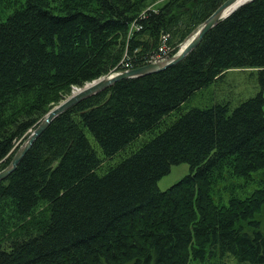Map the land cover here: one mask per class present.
<instances>
[{
    "label": "trees",
    "instance_id": "trees-1",
    "mask_svg": "<svg viewBox=\"0 0 264 264\" xmlns=\"http://www.w3.org/2000/svg\"><path fill=\"white\" fill-rule=\"evenodd\" d=\"M5 1L0 170L72 87L172 56L223 0ZM231 68L256 71L255 94L187 107ZM263 88L264 0H249L178 62L58 114L0 180V264H264Z\"/></svg>",
    "mask_w": 264,
    "mask_h": 264
},
{
    "label": "water",
    "instance_id": "water-1",
    "mask_svg": "<svg viewBox=\"0 0 264 264\" xmlns=\"http://www.w3.org/2000/svg\"><path fill=\"white\" fill-rule=\"evenodd\" d=\"M249 0H223L211 14H209L197 30L187 39L183 46L180 47L171 58L166 62H151L136 68H130L123 71H118L105 76H101L92 82L73 91L69 96L60 101L58 104L50 108L38 124L30 131L26 138L16 147L12 157L6 167L0 170V180L5 178L11 171L14 170L17 163L21 160L23 155L32 145L34 140L41 134V132L48 126L53 118L61 112L67 110L77 102L92 96L101 90L108 88L115 81L135 77L151 72L161 70L169 65H172L181 60L190 50H192L201 40L202 36L220 19L229 15L241 4Z\"/></svg>",
    "mask_w": 264,
    "mask_h": 264
},
{
    "label": "rangeland",
    "instance_id": "rangeland-1",
    "mask_svg": "<svg viewBox=\"0 0 264 264\" xmlns=\"http://www.w3.org/2000/svg\"><path fill=\"white\" fill-rule=\"evenodd\" d=\"M3 2L6 3L7 1L0 0V16L2 14L1 8L3 7ZM163 2L164 0H155L151 2V5H149V7L156 8L158 5L162 4ZM194 32L189 34L184 39V41L180 43L177 51H179L182 43H184L187 39H189V37ZM115 72H118V70L110 72L109 74L115 73ZM93 80L85 84H88L92 82ZM78 88L80 87H72L70 90V93L65 95L60 101L65 99L67 96H69L73 91L77 90ZM258 89H259L258 76H257L256 71H254V69L231 68L225 71L221 80H217L216 82L198 91L194 95L190 103H188L187 107L189 106H201L202 107L214 101H229V103L233 107L236 104H238L240 101L255 94ZM263 97H264V88H263ZM56 104H54L53 106H55ZM263 112H264V104H263ZM188 172H189V165L187 162L173 164L171 165L169 172L164 174L157 180V187L160 190H164L167 187H169L171 184L178 181L184 175L188 174ZM259 218L261 219L262 226L264 227V210L260 213Z\"/></svg>",
    "mask_w": 264,
    "mask_h": 264
},
{
    "label": "built area",
    "instance_id": "built-area-1",
    "mask_svg": "<svg viewBox=\"0 0 264 264\" xmlns=\"http://www.w3.org/2000/svg\"><path fill=\"white\" fill-rule=\"evenodd\" d=\"M162 50H160L162 52V54H158L157 56L153 57V59L151 60L152 62H158V61H164L167 59V55L165 54V45H162Z\"/></svg>",
    "mask_w": 264,
    "mask_h": 264
},
{
    "label": "bare ground",
    "instance_id": "bare-ground-1",
    "mask_svg": "<svg viewBox=\"0 0 264 264\" xmlns=\"http://www.w3.org/2000/svg\"><path fill=\"white\" fill-rule=\"evenodd\" d=\"M185 43V42H184ZM184 43H182V45L181 46H183L184 45ZM161 50H162V48H160ZM124 70H127V69H124ZM120 71H123V70H120Z\"/></svg>",
    "mask_w": 264,
    "mask_h": 264
}]
</instances>
